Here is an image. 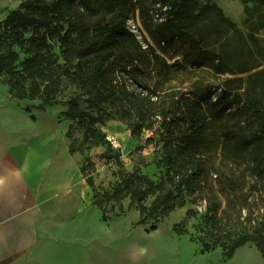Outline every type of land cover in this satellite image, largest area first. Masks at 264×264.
Masks as SVG:
<instances>
[{
	"label": "trees",
	"instance_id": "trees-1",
	"mask_svg": "<svg viewBox=\"0 0 264 264\" xmlns=\"http://www.w3.org/2000/svg\"><path fill=\"white\" fill-rule=\"evenodd\" d=\"M243 1L244 27L210 0H24L0 21V75L20 97H46L48 102L66 82L96 103L127 99L135 94L131 85L149 90H141V95L153 101L141 66L167 73L171 64L150 44L149 50L143 47L127 27L130 18L141 21L144 39L148 34L156 43L164 42L195 67L206 66L220 75L246 74L258 67L255 61H264V0ZM171 95L189 126L165 157L166 179L156 183L139 172L122 173L104 198H96V205L130 197L140 210L141 223L159 222L184 206L187 197L203 195L211 183L234 184L236 153L254 154V169L264 174V69L226 77L199 100L179 91ZM66 115H82L75 97ZM258 119L260 132L252 127ZM216 222L207 211L206 236L216 245L230 239L228 258L249 241L264 257V223L232 240L215 231ZM174 230L187 233L178 223Z\"/></svg>",
	"mask_w": 264,
	"mask_h": 264
},
{
	"label": "rangeland",
	"instance_id": "rangeland-1",
	"mask_svg": "<svg viewBox=\"0 0 264 264\" xmlns=\"http://www.w3.org/2000/svg\"><path fill=\"white\" fill-rule=\"evenodd\" d=\"M23 1L0 0V21ZM210 1L244 27L243 0ZM135 20L141 23L138 18ZM142 28L146 32L143 25ZM148 36L147 39L143 36V47L149 50L150 44L171 64L167 73L141 66L142 80L154 92L153 101L141 95L149 90L131 85L135 94L130 93L127 99L96 103L87 95H79L78 88L66 82L48 102L46 97H20L7 77L0 75V105L9 100L18 120L20 114L34 124L40 117L55 120L62 136L57 143L58 153H63L67 162L61 165L56 182L58 188L68 187L61 194V210L70 209L73 218H43L42 242L38 245L48 247L49 252L60 250L65 253L62 255L65 262L79 264H264V257L253 241L238 247L228 258L232 241L227 239L224 245H216L214 238L206 236L204 225L209 211L217 218L215 231L228 234L233 240L236 236L252 234L264 223V174L258 175L254 169V154L236 153L234 184L211 183L203 195L197 199L187 197L184 206L177 207L159 222L150 219L141 223L140 210L137 204L131 205L130 197L120 202H104L103 207L94 203L96 198H104L111 191L122 173L139 172L156 183L166 179L165 157L171 144L179 141L189 126L171 93H189L199 100L209 88H219L226 77H246L264 69V61H255L253 64L258 67L252 72L216 74L206 66H193L164 42L158 44ZM260 36L264 41V31ZM74 97L82 115L68 117L66 112L71 109ZM141 100L148 106L142 105ZM165 122L171 125L170 129L165 127ZM260 123L258 119L252 126L257 132L261 131ZM214 169L219 170V164ZM192 209L196 213H190ZM177 223L187 233L178 234L174 230Z\"/></svg>",
	"mask_w": 264,
	"mask_h": 264
},
{
	"label": "crops",
	"instance_id": "crops-1",
	"mask_svg": "<svg viewBox=\"0 0 264 264\" xmlns=\"http://www.w3.org/2000/svg\"><path fill=\"white\" fill-rule=\"evenodd\" d=\"M13 107L9 100L0 105V264H79L38 245L43 218H73L70 209L61 210L68 187L56 182L67 162L58 153L61 132L55 120L40 117L34 124L23 114L18 120Z\"/></svg>",
	"mask_w": 264,
	"mask_h": 264
},
{
	"label": "built area",
	"instance_id": "built-area-1",
	"mask_svg": "<svg viewBox=\"0 0 264 264\" xmlns=\"http://www.w3.org/2000/svg\"><path fill=\"white\" fill-rule=\"evenodd\" d=\"M127 27L129 28L130 31H132L137 38L144 43L143 41V36H144V29L142 28L141 23L137 22L135 18H130L127 21Z\"/></svg>",
	"mask_w": 264,
	"mask_h": 264
}]
</instances>
